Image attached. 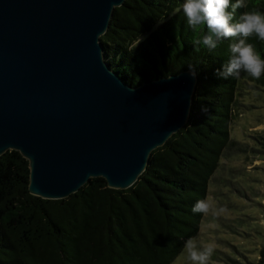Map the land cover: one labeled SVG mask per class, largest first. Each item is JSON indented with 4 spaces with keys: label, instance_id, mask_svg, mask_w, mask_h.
Listing matches in <instances>:
<instances>
[{
    "label": "trees",
    "instance_id": "trees-1",
    "mask_svg": "<svg viewBox=\"0 0 264 264\" xmlns=\"http://www.w3.org/2000/svg\"><path fill=\"white\" fill-rule=\"evenodd\" d=\"M246 2L233 22L244 11L264 13V0ZM183 3L124 0L113 7L99 39L109 66L130 85L197 66L188 121L151 151L146 168L122 189L95 176L66 197L41 198L28 191L26 158L16 150L2 153L0 264H171L184 252L185 241L199 236L205 215L192 212L197 200L210 194L224 203L233 189L238 197L260 203L259 190L248 185L249 192L240 181L243 173L236 175L224 160L249 149L264 156V135L253 136L251 146L229 132L238 88L246 84L264 94V75L218 77L238 38H222L211 52L194 46L209 32L206 25L195 30L188 25ZM248 42L264 59V41L251 37ZM226 225L264 241L256 219L238 217ZM229 245L231 252L215 247L211 261L237 264L247 258L243 249ZM259 252L257 264H263L264 245Z\"/></svg>",
    "mask_w": 264,
    "mask_h": 264
},
{
    "label": "water",
    "instance_id": "water-1",
    "mask_svg": "<svg viewBox=\"0 0 264 264\" xmlns=\"http://www.w3.org/2000/svg\"><path fill=\"white\" fill-rule=\"evenodd\" d=\"M123 1L0 0V155L26 158L30 194L63 198L95 176L127 188L188 121L197 76L130 85L104 58Z\"/></svg>",
    "mask_w": 264,
    "mask_h": 264
},
{
    "label": "rangeland",
    "instance_id": "rangeland-1",
    "mask_svg": "<svg viewBox=\"0 0 264 264\" xmlns=\"http://www.w3.org/2000/svg\"><path fill=\"white\" fill-rule=\"evenodd\" d=\"M235 98L237 104L233 108L232 122L229 124L230 135L255 146L252 141L253 136L264 135V94L244 84L238 88ZM224 161L227 165L236 168V175L243 173L240 181L248 191L250 190L248 185L259 190L262 196L257 200H260V203L256 204L248 198L238 197L233 189L224 196V203L209 194L206 200L213 205V208L208 215H205L196 240L201 244L213 243L214 247L227 252H231L229 243H234L248 255L247 258L240 259L237 264H257L260 258L259 250L264 245V241L258 236L249 238L246 233L239 230L234 232L235 230L226 224L237 220L238 217L249 220L253 218L260 222L264 229V156H258L249 149V152L234 155ZM212 188L213 186H210V189ZM233 206L235 207L232 208ZM186 262L185 252H181L171 264ZM209 264H218V262L214 260Z\"/></svg>",
    "mask_w": 264,
    "mask_h": 264
},
{
    "label": "clouds",
    "instance_id": "clouds-1",
    "mask_svg": "<svg viewBox=\"0 0 264 264\" xmlns=\"http://www.w3.org/2000/svg\"><path fill=\"white\" fill-rule=\"evenodd\" d=\"M247 8L246 0H184L182 8L188 25L197 29L206 25L209 34L195 39L194 46H202L209 52L215 50L220 40L238 38L230 44V58L222 70H217V76L223 79L239 78L241 73L259 79L264 75V59L254 46L248 42L251 37L264 41V13L258 10L244 11L237 22H233L236 10ZM231 9V10H229ZM139 43V42H138ZM189 75H197V66H188ZM213 205L206 199L197 200L192 206L193 213L208 215ZM186 261L189 264H209L215 252L213 243L201 244L196 239L189 238L184 243Z\"/></svg>",
    "mask_w": 264,
    "mask_h": 264
}]
</instances>
